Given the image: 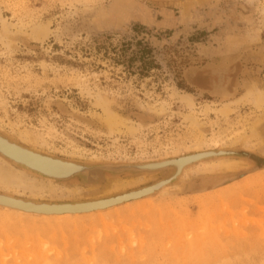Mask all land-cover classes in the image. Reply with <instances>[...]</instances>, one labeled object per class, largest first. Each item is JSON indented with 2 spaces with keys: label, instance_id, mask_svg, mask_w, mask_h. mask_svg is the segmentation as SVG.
Listing matches in <instances>:
<instances>
[{
  "label": "rangeland",
  "instance_id": "rangeland-1",
  "mask_svg": "<svg viewBox=\"0 0 264 264\" xmlns=\"http://www.w3.org/2000/svg\"><path fill=\"white\" fill-rule=\"evenodd\" d=\"M252 88L264 0H0L1 151L49 172L169 168L59 181L0 154L37 186L0 184L1 200L98 203L182 172L87 212L0 205L27 219L0 214V264H264V107L217 111ZM213 149L238 154L185 168Z\"/></svg>",
  "mask_w": 264,
  "mask_h": 264
},
{
  "label": "bare ground",
  "instance_id": "bare-ground-1",
  "mask_svg": "<svg viewBox=\"0 0 264 264\" xmlns=\"http://www.w3.org/2000/svg\"><path fill=\"white\" fill-rule=\"evenodd\" d=\"M40 30L41 29H39V31ZM241 101L248 102V103L252 104L255 108L264 107V89L252 88V89L248 90L245 94H243V96L237 98L236 100L230 101V102H226V103L222 104L220 106V108L217 109V111L220 114L226 116L229 113V111L231 110V104L232 103H238V102H241ZM106 121H107V123L110 126H113L119 120L117 119V117L114 114H110L109 113L107 115V117H106ZM0 154L3 155L5 157V159L8 158L9 160H11L13 162H16L18 164H21V166H26V167L28 166L29 168H31L35 172H38L39 174H43V176H47V177H49V178H51L53 180H66V179L71 178L72 175L74 174L73 172H70V171L69 172H61V171H58V172L51 171V172H49V171H44L40 167H38L36 164H34V163L33 164H28L24 160L18 159L16 157H14L13 155H10L9 153H6L4 151H1L0 150ZM44 155H46V154L44 153ZM205 155H208V154L207 153H204V152L199 153V154L192 153L191 155H189L191 157L189 159H187V161L184 163V166L185 167H186V165L188 166L193 161H195V159L201 158L203 156L205 157ZM179 156H181V155H179ZM52 157H54V160H57L56 158L63 159V160L65 159V158H60V157H56V156H52ZM170 158H173V157H170ZM67 160H69V159H67ZM172 160H174V159L168 160L167 163H170ZM71 161L74 162V163H77L79 165H83V164H81V163H79L77 161H74V160H71ZM1 163H3L2 160H0V184H4V185H9L10 184V186H13V184H16V185H20V186L25 187V188L26 187L28 188V186H31L32 188L33 187H37L33 183L34 180L29 179L28 177H25V175L22 172L18 171L17 169L9 168L7 165H5V167H4L5 168V171L2 170L1 169V165H2ZM146 163H148V162H146ZM85 165H87V164H84L83 166H85ZM138 165H139V166H137L138 169L139 168H144L146 170H149V172H153V171L157 172V171H162L164 169H169V168H163V169H159V170H154V169H152L154 167H151L150 166L151 164H149V163L148 164H145V162L144 163H138ZM85 167H87L88 170H89V168H90V170L92 169V166H89V165H87ZM85 167H83V168H85ZM96 170H98V169H96ZM77 172H81L84 176H86L88 178L87 180H90V181H92V180L94 181L96 179V177H97V174H98L97 173V174H93V175H90L89 176V173L86 174L85 171H83V170H80V171H77ZM172 172H175V171H172ZM28 180L30 181L29 183H28ZM166 180H170V179L158 180V181H155V182H153L151 184H148L149 186H146V187L142 188V190L151 188L148 193H144V192L143 193H139L138 191H133V192L132 191L131 192L129 191L128 193H125V194H122V195H118V196L110 197V198H105V199H103V201H100L98 203L97 202H94V201H91V202H86V203H75V204H69V203H62V204L61 203H58V204H56V203H52V202H48V201H35V202H31V201H28V199L23 198V199H26L27 201L21 200V199L20 200H17V201L1 200L0 199V205L1 206H7V207H10V208H15V209H18V210L27 211V212H33L31 210H34V209L46 211L44 213H42V212H33V213H39V214H59V213H65V212L73 213V212H84V211L87 212L88 210H95L96 208L99 209V208H106V207L112 206V205H118V204L120 205V204H122L124 202H127V201L130 202V199L133 200V199L139 198V197H141V196H143L145 194H149V193L155 192L156 190L159 189V186H160V185L157 186V184L162 183V181H166ZM162 187H164L163 184L161 185L160 189ZM136 192H137V194H135ZM18 201H20V202H18ZM11 210L12 209H8V208H6V209L4 208V210L1 209L0 210V214L2 216L4 215L6 217L7 216L8 217L15 216V217H17L19 219L22 218V220L25 219V213H23L21 211H17V210H12V211ZM23 216H24V218H23ZM70 216L72 217V215H64V216L61 215L62 218L63 217H70ZM42 217L49 218V217H47V215H44V216L42 215ZM0 218H3V217H0ZM10 220H11V218H10ZM16 220H14V221H16ZM25 220H27V219H25ZM33 220H34V218H33ZM68 220H69L68 218L65 219V221H68ZM49 221H51V220H49ZM53 221H56V220H53Z\"/></svg>",
  "mask_w": 264,
  "mask_h": 264
},
{
  "label": "water",
  "instance_id": "water-1",
  "mask_svg": "<svg viewBox=\"0 0 264 264\" xmlns=\"http://www.w3.org/2000/svg\"><path fill=\"white\" fill-rule=\"evenodd\" d=\"M205 153H207L208 155H205V157L203 156V157H201V158H198V159H195V161H193L191 164H189L188 166H191V165H193V164H195V163H197V162H200V161H203V160H207V159H210V158H215V157H221V156H229V155H235V154H238L236 151H233V150H226V149H217V150H211V151H208V152H205ZM188 154V153H187ZM196 154H199V153H196ZM81 164H83V163H81ZM84 165V164H83ZM88 165V164H87ZM87 165H85V166H87ZM89 166H92V165H89ZM137 166H139L138 165V163H125V164H117V165H100L97 169L98 170H100V169H106V170H109V171H113V172H123V171H128V172H149V170H146V169H144V168H139L138 169V167ZM188 166H186V167H188ZM262 166H264V163H263V165ZM185 167V168H186ZM92 168H94V169H96V166H92ZM184 168V169H185ZM256 169L257 168H259L258 166H256L255 167ZM183 169V170H184ZM97 170V173L99 172ZM182 173V172H181ZM180 173V174H181ZM180 174L179 175H177V177L175 176V172H172L169 176H167V177H165V178H162V179H170L171 181L170 182H168L167 184H165L164 186H166V185H168L169 183H171V182H173L174 180H176L179 176H180ZM77 175H80V176H82L83 178H84V180L87 182V183H95V182H97L98 181V179H99V176H100V174L98 173L97 174V177H96V179L93 181H90V180H87L88 178L86 177V176H84L81 172H77V173H74L73 175H72V177L71 178H73L74 176H77ZM99 175V176H98ZM241 175V174H240ZM71 178H69V179H71ZM162 179H158V180H162ZM66 180H68V179H66ZM158 180H156V181H158ZM59 181H65V180H59ZM155 182V181H154ZM153 183V182H152ZM163 188V187H162ZM131 200V199H130ZM31 211H33V212H42V213H44V212H46V211H42V210H36V209H34V210H31Z\"/></svg>",
  "mask_w": 264,
  "mask_h": 264
}]
</instances>
